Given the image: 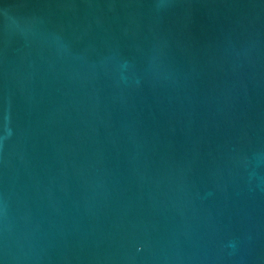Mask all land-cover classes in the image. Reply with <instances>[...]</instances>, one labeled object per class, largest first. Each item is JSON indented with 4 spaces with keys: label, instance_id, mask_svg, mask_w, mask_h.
I'll list each match as a JSON object with an SVG mask.
<instances>
[{
    "label": "water",
    "instance_id": "obj_1",
    "mask_svg": "<svg viewBox=\"0 0 264 264\" xmlns=\"http://www.w3.org/2000/svg\"><path fill=\"white\" fill-rule=\"evenodd\" d=\"M0 264H264V0H0Z\"/></svg>",
    "mask_w": 264,
    "mask_h": 264
}]
</instances>
